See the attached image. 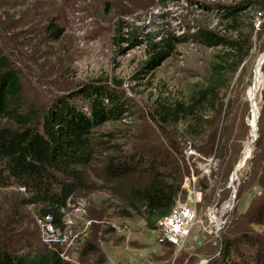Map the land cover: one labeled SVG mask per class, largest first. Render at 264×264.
I'll return each mask as SVG.
<instances>
[{"label":"rangeland","instance_id":"1","mask_svg":"<svg viewBox=\"0 0 264 264\" xmlns=\"http://www.w3.org/2000/svg\"><path fill=\"white\" fill-rule=\"evenodd\" d=\"M238 1L69 0L65 6L63 0H28L20 6L4 4L0 6V47L20 69L29 99L50 106L59 97L76 96L80 108L86 111L78 98L88 88H117L131 100L139 117L145 119V123L133 120L137 134L144 127H154L148 117L158 97L186 93L189 84L203 78L213 51L187 42L186 38L196 33L198 26H218L217 6ZM106 5L111 7L110 12L105 10ZM53 21L64 31L56 42L49 40L46 31ZM263 22L260 20L259 25ZM171 37L181 41L174 55L158 69L146 67L155 45ZM253 40L248 64L224 97V117L219 123L216 119L215 127L218 125L222 134L220 143L213 153L208 136L184 145L188 169L181 200L193 203L195 218L181 248L158 245L156 229H148L144 219L121 218L115 207L118 202L103 188L84 192L71 203L62 232L65 241L48 245L42 239L39 213L34 207L21 205L25 193L17 188L0 189V219L11 222L15 212L21 213L14 221L16 226L8 229L17 230L13 233L16 247H56L74 264H211L219 255L224 238L244 230L264 238L263 225L246 222L264 202L261 27ZM259 62L262 84L254 106L250 91ZM111 128L107 125L99 132ZM249 146L250 156L242 165ZM194 194H200L196 196L200 200L192 202ZM228 201L230 206L223 210V203ZM213 203L219 217L223 213L225 222L217 233L207 217V209ZM88 244L94 245L96 251L85 256Z\"/></svg>","mask_w":264,"mask_h":264},{"label":"trees","instance_id":"2","mask_svg":"<svg viewBox=\"0 0 264 264\" xmlns=\"http://www.w3.org/2000/svg\"><path fill=\"white\" fill-rule=\"evenodd\" d=\"M0 1V6H20L28 0ZM217 8L218 26H198L186 38L213 51L203 78L189 84L186 93L158 97L148 117L154 127L137 134L133 122L145 119L117 88H88L78 98L86 111L76 96L59 97L50 106L29 99L20 69L0 47V189L22 190V207H34L39 218L50 217L65 230L71 203L84 192L103 188L118 202L121 218L144 219L147 228L155 230L184 194L185 143L208 136L210 153L220 143L222 134L215 123L224 117V97L249 62L255 34L260 27L264 30V22L259 25L264 0H240ZM46 31L50 41L64 35L55 21ZM133 41L138 42L137 35ZM180 43L171 37L155 45L146 67L160 68ZM107 125L113 128L99 132ZM18 212L11 222L0 219V264H74L56 247L17 248L13 237L17 230L8 229L16 226ZM246 219L264 226V202ZM86 248L85 256L96 251L92 244ZM219 250L211 264H264V238L246 230L222 239Z\"/></svg>","mask_w":264,"mask_h":264},{"label":"built area","instance_id":"3","mask_svg":"<svg viewBox=\"0 0 264 264\" xmlns=\"http://www.w3.org/2000/svg\"><path fill=\"white\" fill-rule=\"evenodd\" d=\"M196 196H200V194H194V198L191 200L192 202L200 200V197ZM230 204V201L223 203L222 209L225 210ZM221 215H223V213L220 214V217L219 214H217V205L214 203L208 207L207 217L211 225L215 227V233L219 232L224 227L225 222ZM194 218L195 210L193 203L179 200L171 214L160 220L157 224L155 233L158 245L163 246L170 244L176 249L181 248L184 240L190 233V227ZM39 222L41 224L42 239L44 243L48 245H56L65 241L62 234L63 230L56 227L50 217L44 219L40 218Z\"/></svg>","mask_w":264,"mask_h":264},{"label":"bare ground","instance_id":"4","mask_svg":"<svg viewBox=\"0 0 264 264\" xmlns=\"http://www.w3.org/2000/svg\"><path fill=\"white\" fill-rule=\"evenodd\" d=\"M262 60L264 62V57H263V59H261V61ZM260 62H259L258 70H257L258 74H257L256 79H255V84L250 91V100H251L252 104H254V106L256 105V98H257V95L261 89V84H262V71H261V63ZM250 146H251V144H250ZM250 146H249V149L245 152L242 165L245 163V161L250 156V153H251Z\"/></svg>","mask_w":264,"mask_h":264},{"label":"water","instance_id":"5","mask_svg":"<svg viewBox=\"0 0 264 264\" xmlns=\"http://www.w3.org/2000/svg\"><path fill=\"white\" fill-rule=\"evenodd\" d=\"M263 64H264V62H263ZM257 136V135H256ZM256 139H257V137L255 138V141H256Z\"/></svg>","mask_w":264,"mask_h":264}]
</instances>
